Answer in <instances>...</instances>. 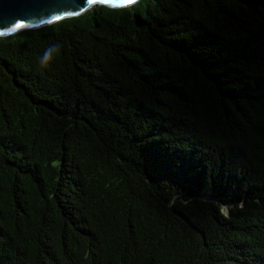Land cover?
<instances>
[{
    "label": "trees",
    "instance_id": "1",
    "mask_svg": "<svg viewBox=\"0 0 264 264\" xmlns=\"http://www.w3.org/2000/svg\"><path fill=\"white\" fill-rule=\"evenodd\" d=\"M0 264H264V0L0 37Z\"/></svg>",
    "mask_w": 264,
    "mask_h": 264
},
{
    "label": "water",
    "instance_id": "2",
    "mask_svg": "<svg viewBox=\"0 0 264 264\" xmlns=\"http://www.w3.org/2000/svg\"><path fill=\"white\" fill-rule=\"evenodd\" d=\"M133 4H126L123 0H109L107 3L97 0L93 4H88L87 0H0V37L77 17L94 5L127 8ZM17 25L23 27L17 29Z\"/></svg>",
    "mask_w": 264,
    "mask_h": 264
},
{
    "label": "clouds",
    "instance_id": "3",
    "mask_svg": "<svg viewBox=\"0 0 264 264\" xmlns=\"http://www.w3.org/2000/svg\"><path fill=\"white\" fill-rule=\"evenodd\" d=\"M136 2H138V0H136ZM60 49H61V45L59 43H53L49 45L45 49L42 57H40L38 61L40 67H47L49 63L51 62V60L53 59L54 55L60 52Z\"/></svg>",
    "mask_w": 264,
    "mask_h": 264
},
{
    "label": "snow or ice",
    "instance_id": "4",
    "mask_svg": "<svg viewBox=\"0 0 264 264\" xmlns=\"http://www.w3.org/2000/svg\"><path fill=\"white\" fill-rule=\"evenodd\" d=\"M96 2H97V0H87L88 4H93V3H96ZM100 2L107 3V2H109V0H100ZM123 2L126 3V4H133V3L136 2V0H123ZM16 27H17V29H19V28H21L23 26L22 25H17Z\"/></svg>",
    "mask_w": 264,
    "mask_h": 264
}]
</instances>
